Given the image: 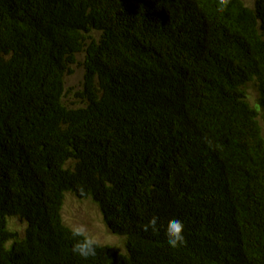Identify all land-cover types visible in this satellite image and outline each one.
<instances>
[{
	"label": "trees",
	"instance_id": "trees-1",
	"mask_svg": "<svg viewBox=\"0 0 264 264\" xmlns=\"http://www.w3.org/2000/svg\"><path fill=\"white\" fill-rule=\"evenodd\" d=\"M65 192L124 252L73 254ZM0 264H264V0H0Z\"/></svg>",
	"mask_w": 264,
	"mask_h": 264
},
{
	"label": "rangeland",
	"instance_id": "rangeland-1",
	"mask_svg": "<svg viewBox=\"0 0 264 264\" xmlns=\"http://www.w3.org/2000/svg\"><path fill=\"white\" fill-rule=\"evenodd\" d=\"M247 5H251L253 0H243ZM82 55L77 56V63L72 66V72L64 79V96L66 104L78 105V99L74 96L80 89L82 80V68L80 62ZM250 99L255 95L252 87L248 88ZM61 217L63 223L70 228L84 226L86 235L94 236L99 244L109 245L114 249L124 252L123 240L120 236L109 231L103 222L102 214L97 205L88 198H77L71 192H65L61 207ZM8 226L19 235L22 234L25 224L17 217L7 218Z\"/></svg>",
	"mask_w": 264,
	"mask_h": 264
},
{
	"label": "clouds",
	"instance_id": "clouds-1",
	"mask_svg": "<svg viewBox=\"0 0 264 264\" xmlns=\"http://www.w3.org/2000/svg\"><path fill=\"white\" fill-rule=\"evenodd\" d=\"M145 232L151 230L153 233L159 231V218L151 217L148 222L143 225ZM74 243L72 245V252L85 260L96 255V249L99 246L98 240L92 235H86L84 226H78L72 230ZM166 236L168 246L176 249L182 247L186 243L185 224L179 219H172L168 222L166 227Z\"/></svg>",
	"mask_w": 264,
	"mask_h": 264
}]
</instances>
